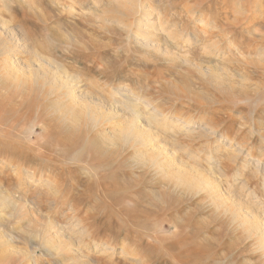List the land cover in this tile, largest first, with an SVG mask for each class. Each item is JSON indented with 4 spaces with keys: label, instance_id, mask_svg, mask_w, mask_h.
<instances>
[{
    "label": "rangeland",
    "instance_id": "374dc122",
    "mask_svg": "<svg viewBox=\"0 0 264 264\" xmlns=\"http://www.w3.org/2000/svg\"><path fill=\"white\" fill-rule=\"evenodd\" d=\"M255 1L259 4L251 9L255 23H249L251 17L229 29L241 5H253ZM119 2L125 1L0 0V18L16 33V42L11 43L15 51L9 58L25 81L23 86L13 87L5 82L4 60L0 57V204L8 196H22L29 207L38 208L43 222L35 232L36 239L31 238L28 234L35 225L33 217L10 216L14 203L0 209L4 216L0 232L8 239L12 237L9 240L14 241L18 252L14 263L19 264L27 252L34 264H76L70 255L44 246L40 230L44 224H51V234L78 251L88 264H182V237L176 235V226L191 218L196 232L188 230L193 236L188 240L190 245L183 247L189 264H264L252 242L235 234L230 219L210 207L204 197L198 198L189 211L179 213L173 188L154 176L150 167L135 165L137 144L106 142L109 133L118 136L130 126L131 109L147 116L157 112L158 122L150 126L159 138L155 143L159 151L167 150L188 162L206 178L218 182L224 194L245 203V210H257L264 216V197L261 212L244 199L248 191L264 193L262 173L257 175L248 166L242 178L234 180L232 173L243 163V156L233 165L229 155L220 151L228 148L230 139L248 143L249 147L254 144L255 149L264 145V84H259L256 73L264 59L260 52L264 0H154L150 8L146 6L147 15L135 14L133 18L114 14V5ZM183 3L190 4L192 17L183 10ZM137 25L152 34L131 37ZM212 26L228 28L230 33L220 41L218 50L207 54L203 50L216 40L210 34ZM184 27L188 43L170 38ZM53 63L76 78L85 94L103 103L88 96L82 99L95 106V112L104 119L111 112L113 125L102 123L94 129L85 120L73 127L53 115L48 121L51 136L44 141L40 122L52 115L53 100L31 80L33 72L42 67L50 69ZM194 65H201L214 77H205ZM120 94L129 97L125 100ZM217 113L225 122L216 135L222 141L218 147H206L197 127L177 136L169 128L171 121L202 122ZM228 123L235 126L227 127ZM241 123L245 126L236 134ZM34 124V137L23 142ZM141 129L146 130L144 126ZM222 135L228 140H222ZM13 145L25 151L21 155L24 158L8 161L18 163L23 159L22 168L5 165V155L19 151ZM153 149H145L147 155H155L157 150ZM256 156L249 157L248 163L256 164ZM41 157L53 158L48 162ZM73 158L81 162L73 164ZM220 163L222 168L231 166L227 173L230 183ZM262 167L264 171V162ZM243 184L246 186L242 188ZM4 256L0 250V264H5Z\"/></svg>",
    "mask_w": 264,
    "mask_h": 264
},
{
    "label": "bare ground",
    "instance_id": "6f19581e",
    "mask_svg": "<svg viewBox=\"0 0 264 264\" xmlns=\"http://www.w3.org/2000/svg\"><path fill=\"white\" fill-rule=\"evenodd\" d=\"M123 1H125V2H119L118 5L117 4L114 5V8H113L114 14L119 15L121 18H131V17L133 18V16L135 14L147 15L148 13L145 14L146 8H147L146 6H148L150 8V5H151L150 3H151V1H154V0H123ZM189 5H190L189 3L188 4L183 3V10H187L186 12L188 13V17H192L193 10L191 7H189ZM257 5H259V4L256 1H255V3H253V5L252 4L241 5L239 14L236 15L234 22L229 24L230 25L229 29H231L232 26L234 27V26L240 24L241 22L249 20L251 17H253V18H251V20H249V23L250 24L255 23L254 13H252L251 9L257 7ZM262 15H263V20H264V9L262 10ZM185 22L187 23V22H189V20L188 21L186 20ZM129 28L131 30V27H129ZM135 28L136 29L131 34V37H134L135 39L138 38L137 34H139V33L145 32V33H143V36H148V35L152 34L151 30H148V31L142 30V26H140V25H137ZM211 29H214V31L213 32L211 31L210 34H211V36L216 37L215 38L216 40L214 42H212V44H210L209 46L205 47V49L203 50L207 54H212L213 50L214 51L218 50V44L220 43V41H224V39L226 37H228V35L230 33V30L228 28L224 29L222 27L220 28V27L212 26ZM183 31H185V27L181 28L178 32L172 33V36H170V38L173 39L174 41L182 40V41L188 43L187 41H190V40L188 38L185 40V38H184L185 36H184ZM0 33L4 34V36H2L0 34V42H2V44H0V48H1L0 49V57L4 60V66L2 67V72L5 73L4 74V80H5V82L7 81V83H9L12 87L14 85L15 86L16 85L17 86H20V85L23 86L25 84V81L22 80V76H20L21 72L19 69L16 68V66H14L12 60L9 58L11 56V54L15 51L14 46H12L11 43L13 44L16 42L14 40L16 38V33L1 18H0ZM128 33L130 34L131 32L128 31ZM262 46H263V48L261 49L260 52L264 53V41H263ZM51 66H52V68H50V69L42 67V68H39L38 70H36L35 72H33V75H32L33 78L31 80L33 86L37 87V89L41 88L42 91H44L46 93V95L49 96L50 98H52V100H53L52 101V107H51V114L52 115H47V117H45V119L43 117V119L40 122L42 124V126H41L42 128L41 129L39 128V129L42 130V135L44 134L43 135L44 137L42 136L44 141H45V138H48L49 136H51V127L52 126H50V123L48 124V121H49L50 117H53V115L57 116L61 121L64 122V124L70 125L73 127L81 125V123L85 120H86L85 122H87L94 129L99 128L102 123H105L104 125H106V126L114 124L113 123L114 116H113V114H111V112H108L107 116L104 119L103 118L104 115H99V114H97V112H95V110L93 108L95 106H93L90 103L83 102L82 99H85L84 97L87 98V96H88V97H90L91 101H96V103L100 104L101 101H99L97 99L94 100V98L92 96H90L89 94H85L84 93L85 89L80 85V83L78 81H76V78L68 75L67 73H63L64 70L62 69V67L60 65H58L57 63H53V65L51 64ZM195 67H197V68L199 67V69H200L202 66L201 65H198V66L194 65V68ZM257 67H258V69H256L257 76L261 78V79L259 78L258 81H259V84L263 85L264 84V59L262 61H260V64H258ZM200 72L205 77H209V78L214 77L213 73H209L208 71H203L202 68H201ZM120 97L122 99L126 100L129 96L127 94H120ZM100 105H103V103H101ZM122 106H128V105H122ZM130 107H132V106H130ZM112 111L118 112V110H115V109H113ZM157 114L158 113L156 112V113H152V115L150 114L149 116H147L144 113L143 114L140 113L138 110L131 109L130 110V116H129L130 126L126 129H124V131L118 136L115 133H109L108 136L106 137V142L111 143V145H114V143H116L117 141H121L125 145H130L132 143L137 144L138 154H137L136 159L134 161L135 165L141 166L143 168L144 167H150L154 173V176L160 177L164 182L168 183L173 188V190L177 193V197H178L177 201H176V207L177 208L179 207V211H178L179 213L185 212L186 210L189 211L191 208V205L193 207L198 198L203 199V197H204V199L207 200V203L210 207L215 208V210L218 213H220L223 216L228 217L230 219L232 230L234 229V233L235 234L239 233V236H241L244 241L252 242L251 246H254L255 249H257V251L264 258V216H262V215L260 216L258 214L257 210H256V212L253 210H250V211L245 210L246 209L245 207H247L245 203H243L242 201H240L238 199L234 200V197H231V196H228L227 194H224L223 191L221 190L222 186L220 187V184L218 182H216L213 179L206 178L204 176V172L202 173V171L190 166V164L188 162H184L182 160L180 161L178 158H176L175 156L170 154L171 152L169 153V151H167V150L165 152L159 151L155 147V143L158 142L159 138L156 135V133H154V131L152 130V127L150 126L151 125L150 123L158 122ZM209 117L203 118L204 120L202 119V122H196L193 119L186 120V121H184V124H181L182 122L179 123L180 119H178L177 121L169 122V124H170L169 128H170L171 132H173L175 134V136H177V135H180L179 133H181V132L182 133H184V132L189 133L190 128L197 127L200 130V137L204 138L205 143H207L206 147L208 145H211V146L216 145L218 147L222 141L220 139H217L216 135L218 132H220L219 128L225 122L222 121L223 119L221 117H219V114L216 117L214 115L209 116ZM226 123H227V121H226ZM229 124L230 123L226 124V126L227 127H234L235 126V124H230V125ZM143 126L146 128V130L144 129V131H142V129H141ZM244 126H245V123H241L240 128H238V131L236 130L235 133L238 134ZM35 128H36V125L34 124L29 128V130H27L26 137L22 138L23 142L27 143L30 141L31 137H34ZM38 135H40V134H38ZM261 137H263V136L261 135ZM221 138H222V140L223 139L228 140L223 135L221 136ZM234 140L235 139L228 140V142H229L228 148L223 147V149L220 150L223 153H227L229 155V162H232L233 165L235 163H237V160L241 156H243V163L241 165H239V168L235 169V171H233V173H232L233 179L237 180L239 178H242L243 173L246 170V168H248V166H251V168H254V173L257 175H259V173L261 172L262 177L264 179V173H263L264 171H262L263 167L261 168V163L264 162V145H261L258 148L256 147V149H255L254 144L249 147L248 143L236 142ZM14 142H15V140H14ZM34 145H36V144H34ZM13 146H15V145H13ZM15 148H16V146H15ZM148 148L156 149L157 151L155 152V155H151V156L147 155V152H146L147 150L145 151V149H148ZM16 149H18V148H16ZM29 149H31V148H29ZM42 149H44V148L42 147ZM217 149L219 150V148H217ZM31 150H33V149H31ZM142 150H144V151H142ZM218 150H215V151L220 152ZM36 151H38L39 153L41 152L40 150H36ZM24 152H25L24 150L20 149L18 151L19 154L14 153V152L6 154L4 157V158H6L5 159L6 161H4L5 165H7V163H8V166L13 165V167H15V168L24 167L25 162L22 161L23 159L20 160V162H18V163L8 161L9 159L13 160L16 157L17 158L23 157L21 155H24V154H22ZM47 155H49V154H47ZM253 155L254 156L258 155V156H256L257 157L256 158L257 159L256 164H253L250 161L248 163V158L253 156ZM41 158L45 159L46 157H41ZM51 159L48 158L47 159L48 162H50L49 160H51ZM73 160H74L72 162L73 164H78L81 162V160L79 158H73ZM3 165H4V163H3ZM218 166H220V168H222L221 163L218 164ZM229 167H231V166H227V164H225V167L222 168V169H224L225 177H226V180L228 183H230V178L228 176L229 174H227L230 172ZM58 176H59V174H58ZM254 177H255V175H254ZM257 178H258V176H257ZM55 182L57 183L58 181H55ZM71 182L73 185L74 182L72 180H71ZM62 183H64V182H62ZM263 183H264V181H263ZM243 186H246V185L243 184L241 187L243 188ZM247 193H248L247 196L244 197L245 201H248V203H250L252 206H256L258 208V210H260L259 212H261L262 207H263L262 206L263 202H261L262 201L261 198L264 197V193H260V192L257 193V191L256 192L255 191H248ZM55 194H57V192ZM253 196H255V197H253ZM15 197L12 198V197L8 196L6 202L0 204V209L4 208L8 203H14L16 205V207H15L14 211H12L10 213V216L15 217L16 219H22V218H27V217L32 219V217H33L32 221H33V224H35V225H33V229L31 231L32 234H28V237L31 236V238H32L34 236V238H35L36 237L35 232L37 231L39 226H41V224L43 223L41 221V219H39L40 214L38 215V212H37L38 208H37V210H34L31 207H29L28 202L26 201V199L24 200L22 196L18 195V197H16V198ZM252 198H254L255 200ZM251 199L254 201V203ZM39 203H40V201H39ZM186 214L188 215V213H186ZM2 218H4V216L1 215V213H0V219H2ZM144 218H145V216H144ZM190 220H191V218L189 219L188 222H186V220H181L180 225L176 226V230H177L176 235H180L182 237L180 239L181 243L178 242V243H180V246H181L180 253H182L181 254L182 257H181L180 262H182V264H189V259H185V256L189 257V255H187V252L184 251L185 250L184 248L186 246L190 245V243L188 244V240L191 239L190 237L192 235V234L189 235L190 233L188 234V230H193L194 232H196V230L194 229V225L192 224V222H190ZM44 225H45V227L43 226V228L40 230V235L42 236L41 241L43 242L44 246L46 245L47 250L52 251V249H53V250L58 251L57 253H59L60 255H70L71 259L76 264H88L83 259V257L79 253H77L78 251H75V249H73V247L68 246L65 242H62L56 236L51 234V230H50L51 224H44ZM156 228H157V226H156ZM156 228H155V230H156ZM20 230H22V229H20ZM161 231L162 230H160V232ZM22 232H23V234H25L24 231H22ZM21 237H22V235H21ZM26 237L27 236H25V238ZM10 238H12V237H10ZM37 238H38V236H37ZM9 239H8V237L5 236V233L3 234L0 232V250H2L4 255H5L3 258V262L5 264H15L13 257L17 256L18 252H16L14 250V241H12V239L11 240H9ZM35 239H33L34 242L38 241ZM28 240H29V238H28ZM25 241L26 240H24V244H25ZM156 241L160 242L159 238ZM29 242H30V240H29ZM178 243H176V244H178ZM192 243H193V241H192ZM43 244H41V245H43ZM193 246H194V244H193ZM179 249H180V247H179ZM21 253H20V255H21ZM26 253L27 252H25L23 254V258H22V260H20L21 262L19 264H34L33 259L29 256V254H26ZM193 255H196V254L193 253L192 256Z\"/></svg>",
    "mask_w": 264,
    "mask_h": 264
}]
</instances>
